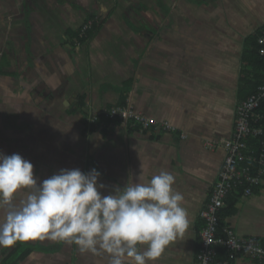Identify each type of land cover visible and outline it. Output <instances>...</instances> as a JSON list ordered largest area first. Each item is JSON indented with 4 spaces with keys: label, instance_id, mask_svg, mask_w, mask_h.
<instances>
[{
    "label": "crops",
    "instance_id": "1",
    "mask_svg": "<svg viewBox=\"0 0 264 264\" xmlns=\"http://www.w3.org/2000/svg\"><path fill=\"white\" fill-rule=\"evenodd\" d=\"M263 29L264 0H0V152L29 160L38 183L61 169L95 168L103 195L138 182L141 165L145 181L171 173L189 228L150 264H198L200 213L225 157L216 144L231 138L238 102L251 92L241 88L248 39ZM125 96L135 112L175 131L88 123ZM232 196L225 225L264 243V180L252 195ZM0 264L107 258L36 239L0 247Z\"/></svg>",
    "mask_w": 264,
    "mask_h": 264
},
{
    "label": "clouds",
    "instance_id": "2",
    "mask_svg": "<svg viewBox=\"0 0 264 264\" xmlns=\"http://www.w3.org/2000/svg\"><path fill=\"white\" fill-rule=\"evenodd\" d=\"M33 164L0 152V247L29 240L75 244L80 253L103 255L107 264H150L189 228L183 195L164 170L103 195L101 173L61 169L37 181ZM20 196L19 203L15 202Z\"/></svg>",
    "mask_w": 264,
    "mask_h": 264
},
{
    "label": "built area",
    "instance_id": "3",
    "mask_svg": "<svg viewBox=\"0 0 264 264\" xmlns=\"http://www.w3.org/2000/svg\"><path fill=\"white\" fill-rule=\"evenodd\" d=\"M98 23L96 18L87 20L79 32L78 46H82L88 33ZM261 46L260 54L264 56V31L258 36ZM264 81L258 92L239 102L236 108L234 131L229 139L216 145L224 149L225 157L209 200L201 210L203 222L200 233L201 246L198 264H231L239 258H248L264 263V243L254 237L240 236L235 230L225 228L223 235L218 234L219 221L217 213L226 206L228 197L240 188L243 196L253 194L254 188L262 185L264 180ZM117 120L125 128H137L142 133L174 132L175 128L168 122L158 123L145 115L135 112L128 101L123 107H114L97 115L90 114L88 123L100 120ZM262 123V124H261ZM252 165L257 167L253 170ZM228 251V258L219 260V248Z\"/></svg>",
    "mask_w": 264,
    "mask_h": 264
},
{
    "label": "trees",
    "instance_id": "4",
    "mask_svg": "<svg viewBox=\"0 0 264 264\" xmlns=\"http://www.w3.org/2000/svg\"><path fill=\"white\" fill-rule=\"evenodd\" d=\"M95 26L96 25L93 26V29L95 28ZM262 31H264V29L259 31V32H257V33H255L253 36H251L248 39V51H247L246 60H245L246 63H245V67H244V69H245L244 70L245 77L243 78L242 87H241L242 89L246 88V87L250 89L251 92H250V94L248 95L247 98H249L250 96L256 94L258 92V89H259L260 85L264 81V56H262L260 54L261 46L258 43V36L261 35ZM126 99L127 98L125 96L123 101H122V104H121L122 106H115V107H123V106H125L126 102H127ZM242 99H240L239 102H242V101L246 100L244 97H242ZM261 109L264 110V106L261 107ZM129 128L133 129V130H138L137 128H133V127H129ZM252 168H253L254 171L257 170V167L255 165H252ZM256 188H258V187H256ZM256 188H254V191H255ZM243 192H244L243 188H240L238 191H235L231 195H234V196H232L233 198H239V197L243 196ZM229 207L230 206H228L226 208L224 207L223 209H220V211L217 213V218H218V221H219V228H218V234L219 235L225 236L223 231H224L225 228H229V226H226L225 223H224L225 222V218L227 217V214H228V212H227L228 210L227 209ZM201 223H203V222L201 221ZM202 226H203V224H202ZM244 237H250V236H244ZM217 258L219 260L227 259L228 258V251L225 248L220 247L219 248V254H218Z\"/></svg>",
    "mask_w": 264,
    "mask_h": 264
},
{
    "label": "rangeland",
    "instance_id": "5",
    "mask_svg": "<svg viewBox=\"0 0 264 264\" xmlns=\"http://www.w3.org/2000/svg\"><path fill=\"white\" fill-rule=\"evenodd\" d=\"M259 263H261V262H259ZM262 264H264V263H262Z\"/></svg>",
    "mask_w": 264,
    "mask_h": 264
}]
</instances>
